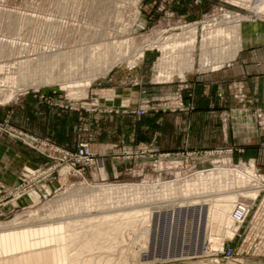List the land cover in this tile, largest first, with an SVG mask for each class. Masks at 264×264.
I'll use <instances>...</instances> for the list:
<instances>
[{
	"label": "rangeland",
	"instance_id": "obj_1",
	"mask_svg": "<svg viewBox=\"0 0 264 264\" xmlns=\"http://www.w3.org/2000/svg\"><path fill=\"white\" fill-rule=\"evenodd\" d=\"M238 1L235 8L220 0H0V264H264V253L250 255L244 237H232L229 219L208 221L200 242L190 226H166L158 243L150 241L153 214L255 197L246 183L252 169L264 175L259 166L233 160L232 149L161 152L149 132L136 136L105 110L109 89L134 81L145 53L152 57L141 69L148 91L127 111L140 119L193 110L184 103L192 92L188 77L210 62L217 69L239 50L252 0ZM220 5L244 21L224 19L207 33L199 25L183 29ZM184 12L200 16L188 21ZM29 104L35 115L36 106L56 108L59 120L60 110H73L79 142L67 148L45 138ZM13 106L20 108L10 115ZM80 145L94 165L81 167L65 155ZM106 215L124 225L120 240L73 239V228L64 227L80 221L83 232L86 219ZM222 245L235 250V261L221 256Z\"/></svg>",
	"mask_w": 264,
	"mask_h": 264
},
{
	"label": "crops",
	"instance_id": "obj_2",
	"mask_svg": "<svg viewBox=\"0 0 264 264\" xmlns=\"http://www.w3.org/2000/svg\"><path fill=\"white\" fill-rule=\"evenodd\" d=\"M182 14L188 21L200 16L198 13ZM239 35V50L232 59L222 61L217 69H209L210 62L205 72L192 73L188 77L192 92H186L184 103L194 106L193 110L158 112L140 119L127 111L137 107L148 91L143 87L141 69L152 57L145 53L135 69L134 81L125 80L119 87L109 89L113 96L104 100L106 115L118 116L122 128L136 136L149 132L151 144L161 152L232 149L233 160H251L264 172V22H243ZM125 100L127 107L123 104ZM24 107L29 110L31 119L35 116L43 123L41 133L45 138L49 136L67 148L79 142L73 130V125H77V120L72 119L77 116L73 110H60L64 115L59 120L52 115L56 108L51 106H36L40 111L36 115L33 114L34 106ZM19 108L10 107L8 112L11 115ZM21 129L34 132L26 127ZM146 141L149 140L146 138L142 142ZM27 163L31 162L27 160Z\"/></svg>",
	"mask_w": 264,
	"mask_h": 264
},
{
	"label": "built area",
	"instance_id": "obj_3",
	"mask_svg": "<svg viewBox=\"0 0 264 264\" xmlns=\"http://www.w3.org/2000/svg\"><path fill=\"white\" fill-rule=\"evenodd\" d=\"M201 4L203 0H192ZM223 4H230L232 7H237L238 0H220ZM228 1L230 3H228ZM260 0H252L249 6V12L246 15L247 22H264V11L258 12L255 9L256 2ZM216 8V11L207 13L201 19V21L184 24L183 29H189L190 26H200L201 31L213 32L219 26L221 20L231 18L239 19V24L244 21V16H240L238 11L229 10L226 11L222 5ZM196 28V27H195ZM204 35V34H203ZM202 35V36H203ZM202 36L200 38L202 39ZM78 153L65 154L75 159V163L82 166L94 165L96 158L89 151L86 145L79 146ZM252 169V168H251ZM248 190H252L256 193L255 197H248L246 200H238L234 203L230 212V220L232 228L234 230L232 237L239 238L244 237V242L247 246H244V250L250 255L258 254V252L264 253V175L260 174L257 169H252L251 178L247 183ZM221 256L227 260L235 261V250L229 247H221Z\"/></svg>",
	"mask_w": 264,
	"mask_h": 264
},
{
	"label": "bare ground",
	"instance_id": "obj_4",
	"mask_svg": "<svg viewBox=\"0 0 264 264\" xmlns=\"http://www.w3.org/2000/svg\"><path fill=\"white\" fill-rule=\"evenodd\" d=\"M257 3H259V7L257 8V10H259L262 6H264V1H257ZM218 34H222V31L220 30ZM249 170H251V169H249ZM247 171H248V169H247ZM231 204L232 203L228 200V201H225L223 203L220 202L214 206L211 205L210 203H209V205L203 204V205H200L198 207H196V206L195 207H190V206L185 207L184 206V207H179V208H174V209L169 208V211H166V212L164 211L162 213L153 214L150 217V222L153 221V223H152L153 229L151 228L153 231L152 232L153 237L151 238L152 240L150 239V241H152V242L156 241V243H158V241L155 238L157 231H158V236H159V232H161V234L163 236L164 231L166 229V226L167 227L168 226L169 227L179 226L180 229L183 228L184 226H187V227L190 226V229L193 230V234L191 236H194L197 233V235H195V237H194L196 239L197 236L202 235V230H203L204 226L206 225V223H208V221H210L212 219H217L218 221H222V222L224 220H227V221H228V219L230 220L229 216H227V218H226V214H227V211H229V209L233 207V206L231 207ZM118 216H120V215H118ZM123 217L125 218V216H123ZM117 218H119V217L113 218V215H106V216H103V217L97 219V221L95 223H93L91 221V219H86L84 222L87 224V226H85V227H88L89 230H84L83 232L77 231V230L83 229V228H81V229L79 228L78 223L80 221L79 222H72V223L67 222V223H65L64 227L65 228H73V229L69 230L71 232L70 236H72V238L73 237L74 238H77V237H80V238L81 237H83V238L89 237L90 238L91 237L94 239H100L101 237L112 235L113 237H116V238L119 237V240H120V238H121L120 237L121 236L120 230L124 229L123 228L124 225H120V224H118V222L115 223L114 220H117ZM135 222L136 221L134 220V223ZM230 222H231V220H230ZM125 227H127L128 229L130 227L132 229L135 227V224H130V225H127ZM159 228H161V230ZM122 232L124 234V230ZM130 232H131V230H130ZM147 232H145V233H147ZM204 234H205V232H204ZM200 240L201 239L199 238V240H197V241L200 242ZM195 244H196V242H195ZM198 245H199V243H198ZM149 255L151 256V254H149Z\"/></svg>",
	"mask_w": 264,
	"mask_h": 264
}]
</instances>
